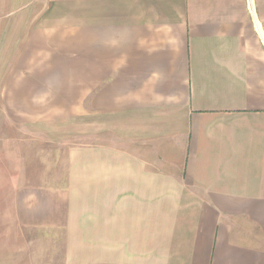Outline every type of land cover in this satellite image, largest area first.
Instances as JSON below:
<instances>
[{"label":"crops","instance_id":"crops-1","mask_svg":"<svg viewBox=\"0 0 264 264\" xmlns=\"http://www.w3.org/2000/svg\"><path fill=\"white\" fill-rule=\"evenodd\" d=\"M22 6L17 82L43 106L87 88L71 239L106 264H264V0Z\"/></svg>","mask_w":264,"mask_h":264},{"label":"rangeland","instance_id":"rangeland-1","mask_svg":"<svg viewBox=\"0 0 264 264\" xmlns=\"http://www.w3.org/2000/svg\"><path fill=\"white\" fill-rule=\"evenodd\" d=\"M15 2L0 0V264H106L70 232L77 200L89 204L87 88H49L52 107L33 101L45 88L17 82L26 30Z\"/></svg>","mask_w":264,"mask_h":264}]
</instances>
